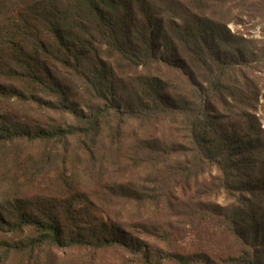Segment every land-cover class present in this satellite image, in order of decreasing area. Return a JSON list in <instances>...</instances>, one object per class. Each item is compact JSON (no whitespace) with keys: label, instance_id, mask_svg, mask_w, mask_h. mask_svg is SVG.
<instances>
[{"label":"trees","instance_id":"trees-1","mask_svg":"<svg viewBox=\"0 0 264 264\" xmlns=\"http://www.w3.org/2000/svg\"><path fill=\"white\" fill-rule=\"evenodd\" d=\"M227 1L0 0V155L18 142L57 144L96 166L97 153L117 150L135 179L107 191L145 210L121 217L73 184L12 199L0 206V264H37L51 248L118 250L138 264H264V128L242 72L262 51L212 10ZM132 122L154 132L127 142ZM219 192L228 204L208 200ZM173 219L232 249L153 245L185 231Z\"/></svg>","mask_w":264,"mask_h":264},{"label":"rangeland","instance_id":"rangeland-1","mask_svg":"<svg viewBox=\"0 0 264 264\" xmlns=\"http://www.w3.org/2000/svg\"><path fill=\"white\" fill-rule=\"evenodd\" d=\"M213 8L212 10L218 12L219 17H223L224 21L228 23V28L232 33L242 35L253 41L258 50L262 51L261 54L258 53L259 60L262 61L251 68L243 69L242 72H245L248 80H250L246 91L250 88L257 96L256 99L250 101V104L254 107L253 112L264 128V0H228L224 4L214 3ZM55 118L61 122L59 117L55 116ZM137 130L145 135L154 132L152 126L138 127L134 122L129 123L126 125L127 142L133 139L132 135ZM155 131H159V134L167 137L171 134V129L164 125L158 126ZM6 154V158L0 155V206L6 207L12 199H26L39 195L57 197L65 192L66 185H69L66 190L67 193L72 188L70 185L73 184L85 192V196L100 209L101 207L111 208L114 214H119L121 217L135 219L145 211L134 206L126 197L116 195L111 190L107 191L109 185L132 184L135 179V164L129 161V157H122L117 150H113L110 156L107 153L108 157L103 152L97 153L96 161H94L97 162L96 166H93V163L85 157L77 159L74 148L66 150L57 144L18 142L12 145ZM35 162H40L36 168H34ZM101 163L102 166L98 167ZM86 167L97 170L103 169L105 172L102 173V179L99 175H96L95 178H89L90 171ZM61 170H63V174L65 171L70 178L64 177ZM215 175H217V171L213 168L211 173L203 174L199 181L208 182L211 179L210 176ZM208 200L222 206L230 202L223 192L211 196ZM154 217L166 220L164 216L157 215ZM173 220L175 227L181 226L184 222L180 223L182 220ZM184 228V232L169 242L152 239L150 242L167 252L207 248L206 251L209 254L222 256L228 249H232L229 247L227 237L223 236L220 241L215 243L210 236L198 233L199 241L187 233L189 226L186 227L185 225ZM191 228L197 232L196 227L191 225ZM220 233L218 235H221ZM4 237L0 236V240H3ZM217 246L221 249L217 250ZM1 254L3 253L0 252ZM37 255L40 256L37 264H138L135 259L118 250L93 253L84 249L61 250L51 248ZM4 264L27 263L16 255H10Z\"/></svg>","mask_w":264,"mask_h":264}]
</instances>
